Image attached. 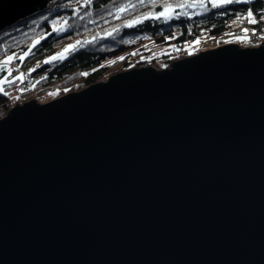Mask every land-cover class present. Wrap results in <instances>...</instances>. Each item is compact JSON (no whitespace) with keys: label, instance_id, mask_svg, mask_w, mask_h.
<instances>
[{"label":"water","instance_id":"95a60500","mask_svg":"<svg viewBox=\"0 0 264 264\" xmlns=\"http://www.w3.org/2000/svg\"><path fill=\"white\" fill-rule=\"evenodd\" d=\"M51 1L0 0V31ZM26 101L0 118V264H264V42Z\"/></svg>","mask_w":264,"mask_h":264},{"label":"trees","instance_id":"16d2710c","mask_svg":"<svg viewBox=\"0 0 264 264\" xmlns=\"http://www.w3.org/2000/svg\"><path fill=\"white\" fill-rule=\"evenodd\" d=\"M49 5L0 31V63L15 56L33 80V91L24 96L18 94L19 79L17 84L16 80L2 84L0 118L22 101L42 103L107 80L124 64L94 69L103 60L133 48L144 36H152L159 44H166V38L173 36L175 43L186 45L202 31H208L210 38L226 35L231 23L249 11L258 19L264 17V0L217 8L208 0L203 5L200 0H53ZM168 5L174 9L171 18L167 22L164 17L156 19L155 14ZM61 26L64 29L56 31ZM69 46L74 47L65 53ZM53 56L57 57L55 61L51 60ZM7 73L0 68V80Z\"/></svg>","mask_w":264,"mask_h":264},{"label":"rangeland","instance_id":"374dc122","mask_svg":"<svg viewBox=\"0 0 264 264\" xmlns=\"http://www.w3.org/2000/svg\"><path fill=\"white\" fill-rule=\"evenodd\" d=\"M49 4L48 7L51 6ZM253 18L258 21L254 25L247 22V14L245 16L239 17L238 20H234L231 23L232 27L228 33L218 38H210L207 36L208 31H202L195 39H193V41L188 42L186 45H183L181 42H179V44L175 43L173 41V36L166 38V41H168L166 44H159L155 42L152 36H144L136 46L125 51V53L123 52L117 56L103 60L94 70L100 68L109 69L123 64L124 65L119 67L117 72L122 71L123 68L140 67L146 65L157 68L173 63L180 56H185L190 53L198 52L199 50L207 49L208 47L217 46L219 44H228L229 42L240 41V46L249 45L251 47H257L260 45V43L264 42V17L258 19L253 16ZM55 24L52 25L54 29ZM63 29L64 27L61 26L59 29H56V31H62ZM245 29H247V32H245ZM15 59L16 57L13 56L11 63H6L8 58L4 59L3 62L0 63V68H2L4 71H8V76H5V78H1L0 80V89H3V83L13 82L16 80L15 84H17V79H19L18 82H21L22 84L20 83L21 88L18 94H23V96L29 95V93L33 91L31 90L33 80H31V78L27 75L26 71L22 70L23 67H21V64L15 61ZM124 60L127 62L123 63ZM83 74L86 73L84 72ZM14 86L15 85H13V87L10 86L9 89L12 90ZM48 100L51 99H47L46 101ZM23 102L24 101H22V103Z\"/></svg>","mask_w":264,"mask_h":264},{"label":"snow or ice","instance_id":"6c2138e0","mask_svg":"<svg viewBox=\"0 0 264 264\" xmlns=\"http://www.w3.org/2000/svg\"><path fill=\"white\" fill-rule=\"evenodd\" d=\"M143 2H144V0H141V3H143ZM152 2L155 3V0H152ZM250 2H251V0H208V3H210L213 8L222 7L224 5L232 4V3H250ZM200 3H201V5H203L204 0H200ZM173 11H174V9L170 5H168L165 7L164 11H161V12L155 14V18L160 19L161 17H164L165 22H167V20L171 18L170 13H172ZM247 22L249 24H253V25L258 22L256 19L253 18L252 11H249L247 13ZM128 26H131V25H128ZM245 32H247V29H245ZM85 43H87V41ZM72 47H74V46H69V48H65L64 52L67 53L70 50V48H72ZM29 51H31V49ZM27 54L28 53H25V55H27ZM60 58L61 59L63 58V54H61ZM20 59L22 60L23 57H20ZM56 59H57V57H55V56H53L51 58L52 61H55ZM11 61H12V57L9 56L6 63H11ZM48 62L49 61H45V63H48ZM0 91H2V89H0Z\"/></svg>","mask_w":264,"mask_h":264},{"label":"bare ground","instance_id":"6f19581e","mask_svg":"<svg viewBox=\"0 0 264 264\" xmlns=\"http://www.w3.org/2000/svg\"><path fill=\"white\" fill-rule=\"evenodd\" d=\"M49 3H50V2H49ZM49 3H48V4H49ZM47 6H48V5H47ZM125 62H127V61L124 60L123 63H125ZM58 97H59V96H58ZM48 101H49V100H48Z\"/></svg>","mask_w":264,"mask_h":264}]
</instances>
